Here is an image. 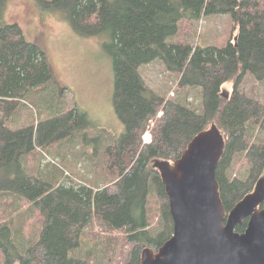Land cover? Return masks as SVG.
<instances>
[{
  "label": "trees",
  "instance_id": "16d2710c",
  "mask_svg": "<svg viewBox=\"0 0 264 264\" xmlns=\"http://www.w3.org/2000/svg\"><path fill=\"white\" fill-rule=\"evenodd\" d=\"M4 6L0 0V201L31 205L42 223L24 247L10 226H0V264H141L145 249L157 252L174 233L157 165L176 161L197 135L213 126L225 141L216 178L227 215L264 181V142L256 139L257 133L264 134V103L244 90L248 75L264 82V0L44 3L68 17L82 36L111 33L105 48L114 61V105L126 131L106 149L109 181L95 187L72 180L64 170L68 158L61 143L91 127L77 108L66 109L58 96L59 108L48 111L47 119L18 129L8 125L32 92L51 89L54 73L45 51L20 26L2 23ZM221 14L232 16L237 33L223 48H195L190 42L195 24ZM157 60L179 76L185 98L181 93L169 99L150 94L140 69ZM229 83L230 96L223 92ZM195 90L201 94L199 109L186 95ZM151 121L152 141L145 143ZM38 150H49L61 162H47L48 171L30 173L27 162L37 159ZM242 154L248 170L237 177L233 166ZM248 221L236 231L245 232ZM95 223L110 237H95ZM88 228L94 235L87 234ZM117 234L125 237L121 260L116 258L120 239L112 237Z\"/></svg>",
  "mask_w": 264,
  "mask_h": 264
},
{
  "label": "rangeland",
  "instance_id": "374dc122",
  "mask_svg": "<svg viewBox=\"0 0 264 264\" xmlns=\"http://www.w3.org/2000/svg\"><path fill=\"white\" fill-rule=\"evenodd\" d=\"M4 1L2 23L20 26L29 41L45 51L54 73V81L48 86L51 89L32 92L8 125L18 129L37 124L40 118L47 119L48 111H56L59 108L60 96L66 109L77 108L87 116L91 124L90 128L79 130L72 139L61 143L60 151L68 158L67 167H64L66 175L74 181L90 186L103 185L110 179L104 171L108 162L106 149L126 131L114 105V61L105 48V45L111 43V33L99 36L78 34L68 17L59 11L45 8L44 3L52 0ZM235 33H237L235 21L231 15H214L204 17L195 24L190 42L195 48L199 46L223 48ZM173 40L177 42L178 38ZM140 73L150 94H158L169 99L177 98L180 93H184L178 88L179 76L170 72L161 60L143 66ZM244 90L250 95L256 93L264 103V82L257 83L252 75H248L245 78ZM149 92L148 97L151 96ZM223 92L230 96L233 93V83L224 86ZM186 95L192 107L196 109L201 107L202 99L198 90L189 91ZM181 98H185V95L182 94ZM154 125V121H151L146 135L152 136L151 130ZM256 139L264 142V134L257 133ZM38 151L40 153L37 159L32 163L27 162L30 173H38L37 168L48 171L50 165L47 162L58 164L61 162L60 158H54L49 150ZM247 170L244 155H239L233 166V174L240 177L242 174L246 175ZM28 171L26 172L29 173ZM263 185L264 181L261 186ZM2 203L3 200L0 201V226H10L24 247L27 237H32L39 229L42 218L35 210L34 212L31 210L29 207L31 205L25 206L23 203V206L12 205L10 202L5 206ZM150 208L154 210L151 222L155 228L158 215L154 201ZM94 227L95 237L98 234L101 235L98 238L104 240L110 237L97 223ZM87 234L94 235L89 228ZM21 235L24 237L23 240ZM112 237L120 239L116 258L121 260L125 237L121 234ZM97 255L100 257L99 252Z\"/></svg>",
  "mask_w": 264,
  "mask_h": 264
},
{
  "label": "water",
  "instance_id": "95a60500",
  "mask_svg": "<svg viewBox=\"0 0 264 264\" xmlns=\"http://www.w3.org/2000/svg\"><path fill=\"white\" fill-rule=\"evenodd\" d=\"M225 148L219 129L197 135L173 163L160 169L174 233L141 264H264V185L227 215L216 172ZM248 219L243 233L236 231Z\"/></svg>",
  "mask_w": 264,
  "mask_h": 264
},
{
  "label": "built area",
  "instance_id": "2783aa9c",
  "mask_svg": "<svg viewBox=\"0 0 264 264\" xmlns=\"http://www.w3.org/2000/svg\"><path fill=\"white\" fill-rule=\"evenodd\" d=\"M161 115V114H160ZM151 136L150 135H145L144 136V141H145V143H150L151 142Z\"/></svg>",
  "mask_w": 264,
  "mask_h": 264
}]
</instances>
